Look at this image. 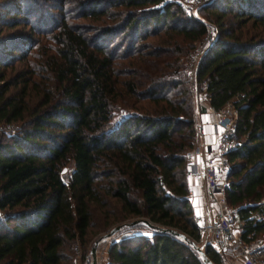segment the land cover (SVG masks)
Listing matches in <instances>:
<instances>
[{"label": "trees", "instance_id": "16d2710c", "mask_svg": "<svg viewBox=\"0 0 264 264\" xmlns=\"http://www.w3.org/2000/svg\"><path fill=\"white\" fill-rule=\"evenodd\" d=\"M31 1L10 0L7 6L20 14L22 2ZM92 1L79 15L101 22L95 40L62 18L39 69L25 67L6 80L0 71V124L20 123L0 135V264H72L74 255L85 261L90 207H104L109 199L119 214L107 212V225L143 218L198 241L186 178V155L197 145V131L182 58L205 36V24L185 17L173 1ZM232 2L240 24L251 20L264 28V0ZM149 25L150 35L162 36L155 45L135 47ZM235 32L223 30L227 39L214 40L191 83L204 84L214 110L228 101L237 109L227 135L236 142L228 153L225 193L249 242L264 230V40H243ZM117 34L129 37L120 55V45L106 44ZM0 44L10 57L23 52L3 38ZM5 54L3 67L12 59ZM33 91L39 99L29 107ZM69 159L73 168L65 181L61 168ZM115 234L120 237L109 243L104 264H205L188 242L143 223L110 237ZM203 249L214 264L224 260L209 245Z\"/></svg>", "mask_w": 264, "mask_h": 264}, {"label": "rangeland", "instance_id": "374dc122", "mask_svg": "<svg viewBox=\"0 0 264 264\" xmlns=\"http://www.w3.org/2000/svg\"><path fill=\"white\" fill-rule=\"evenodd\" d=\"M10 0H0V39L3 38V40L7 41L8 47H14L15 45L18 47H23V52L20 50L12 51L15 56L10 57L7 53V50H4L2 45L0 44V53L2 55H6L9 62L6 64H9L7 67H3L0 65V71L5 72V80L10 79L13 76L16 75V73L22 69H25V67L29 68H38L41 63V59L45 57V53L51 52V46L54 47V44L52 43L50 37L52 34L57 31L59 24L62 20V18L65 19L67 23H71L73 25L78 26L80 30H83L84 33L90 37L91 39L95 40V26H100L101 22L99 20H95V18L92 17H81L79 14L82 10L83 5H87L89 3H95L92 0H32L31 3L28 2H22V9L20 10V14H16L13 11L8 9L7 3ZM166 1H173L176 3L177 0H166ZM188 6V12L187 10L183 9V15L185 17L193 18L196 20H199L203 22L205 25H211L213 26L215 30L214 40L218 38L227 39L222 35V31L226 29L235 30V33H239L241 35V38L243 40L249 39L250 37L253 38V40H264V28L263 25L252 22L251 20H247L244 23H239L238 18L234 15L236 10V3L232 2V0L229 1V6L226 7L227 11L223 14L221 19L217 21V14H219L221 11L225 10V4L227 3L226 0H192L189 2ZM231 6V7H230ZM231 11H229V9ZM122 9V8H118ZM123 10H133L136 11L138 9H132V8H126ZM12 20L18 21V24L15 26H7L4 24L6 20ZM104 25V24H103ZM221 25V26H220ZM147 32L142 39H138L135 43L138 45L139 43H150L152 45H155L159 38L162 36L161 33L159 35H150L151 25L148 26ZM143 32L140 34L142 35ZM124 37V36H123ZM128 38L126 35L122 39V34H117L116 36H113L111 38V42L109 43L106 41V44L108 47H114V44L120 45L119 49L117 50L118 55H120L124 49L126 48ZM179 41L182 43V40L180 37H178ZM205 37H203L200 41L193 42V48H185L186 52L183 56V60L185 63H187V69L186 73L189 78H193L189 75L188 71L193 67V63L189 59V54L198 46H201L205 43ZM214 42V41H213ZM23 43V44H22ZM184 43H188L187 40L183 41ZM211 45V44H210ZM207 46V49L210 47ZM15 46V47H16ZM206 49V51H207ZM205 51V52H206ZM22 55V56H20ZM3 59H5L3 57ZM118 62L122 61L121 59H117ZM27 68V69H28ZM41 75V74H40ZM43 75L46 76V78L49 77L48 71L44 70ZM33 78L41 83H44V80L41 76H33ZM49 79V78H48ZM189 83V90H190V97L191 101L194 107V115H195V127H196V133H197V140L199 138V129L198 125L206 121L203 119L205 116L202 115L203 112H200V109L204 107L205 105V96H204V85L198 84L194 85ZM1 83V81H0ZM49 85L53 86L52 80L49 82ZM13 89V88H12ZM39 96L35 91L31 92V99H29V107H34L38 102ZM123 114L124 112L121 111ZM20 123L12 122L9 124H0V135L1 132L4 130L6 133L15 131L16 127H18ZM236 142L235 140L233 141ZM187 165V164H186ZM73 168V162L72 160H67L64 165L61 168V176L66 181L68 179V176L70 175ZM187 170V167H186ZM186 174V178H187ZM188 183V182H187ZM188 187V184H187ZM264 198V189H263V195L261 199ZM260 199V200H261ZM91 211V224L88 227L87 230V238L88 242L86 244V248L91 250V247L94 243V241L108 232L113 226L121 224V223H129L135 218H127L125 220H122L118 223H113L110 225L106 224V217L109 216L108 213H116L119 214V208L118 204L113 200L109 199L108 203L104 207H98L95 204H92L90 207ZM108 212V213H107ZM106 214V215H105ZM2 215V212L1 214ZM111 218V216H109ZM238 220L235 218V226L238 227L237 224ZM264 236V230H262L257 237H263ZM120 237L119 234H115L113 237H108L102 241H100L97 244L96 247V263L103 264L106 260L98 261V256L101 253L107 252V248L109 243L112 241V239ZM67 253H70L68 250H66ZM79 252V251H78ZM87 251L86 253V259H91V254ZM72 264H85L84 261H81L78 259V256L74 255L72 257ZM231 264H239V263H233Z\"/></svg>", "mask_w": 264, "mask_h": 264}, {"label": "built area", "instance_id": "2783aa9c", "mask_svg": "<svg viewBox=\"0 0 264 264\" xmlns=\"http://www.w3.org/2000/svg\"><path fill=\"white\" fill-rule=\"evenodd\" d=\"M190 1L192 0H177L176 3L188 12ZM205 28V43L189 54L193 67L188 73L192 77L207 46L214 41L213 26L205 25ZM210 109L215 111V116L210 121L212 140L197 144L186 155V174L202 183L206 205L210 212L208 216L192 214L199 234L196 243L201 247L209 245L222 255L224 260L220 264H231L228 258H240L241 264H264V236L256 237L249 242L243 241L240 228L235 226L234 208L226 200V174L230 167L228 153L235 147V143L227 139V135L235 128L237 109L231 101L226 102L219 110L211 107ZM260 203L263 204V210L259 213V218H263L264 198ZM84 263L91 264V259H85Z\"/></svg>", "mask_w": 264, "mask_h": 264}, {"label": "crops", "instance_id": "0c3cea01", "mask_svg": "<svg viewBox=\"0 0 264 264\" xmlns=\"http://www.w3.org/2000/svg\"><path fill=\"white\" fill-rule=\"evenodd\" d=\"M204 96H205V91H204ZM206 100V97H205ZM205 110L202 113L203 116H205L206 121L201 123V125H198V129L200 131L199 133V138L197 140V144H201L202 142H208L212 140V132H211V127H210V121L214 118L215 116V111L210 109V106L207 103V100L205 101ZM187 184H188V199L192 208L193 213L200 214V215H210V212L207 208L206 205V199L202 187V183L199 181H196L190 177H187ZM260 202V201H259ZM238 224V223H237ZM107 254L101 253L98 256V261L102 260V263L104 262L103 260H106ZM228 261L231 263H242V260L240 258H228ZM97 264V263H96ZM99 264V263H98ZM104 264V263H103Z\"/></svg>", "mask_w": 264, "mask_h": 264}, {"label": "water", "instance_id": "95a60500", "mask_svg": "<svg viewBox=\"0 0 264 264\" xmlns=\"http://www.w3.org/2000/svg\"><path fill=\"white\" fill-rule=\"evenodd\" d=\"M137 223H143L147 226H150V227H153L154 229H159L161 231H166V232H169L171 233L172 235H175L177 236L178 238L188 242L199 254V256L201 257V259L203 260V262L205 264H214L206 255L205 253V250L203 249V247H201L199 244H197L195 241L193 240H190L184 233L180 232V231H177L173 228H169V227H161V226H157V225H154L153 223H151L149 220L147 219H135L129 223H121V224H118V225H115L113 226L108 232H106L105 234H103L102 236L98 237L92 247H91V250H90V254H91V264H96V247H97V244L112 236L115 232H117L119 229H121L122 227L124 226H129V225H134V224H137Z\"/></svg>", "mask_w": 264, "mask_h": 264}, {"label": "snow or ice", "instance_id": "6c2138e0", "mask_svg": "<svg viewBox=\"0 0 264 264\" xmlns=\"http://www.w3.org/2000/svg\"><path fill=\"white\" fill-rule=\"evenodd\" d=\"M205 119H207V118H205Z\"/></svg>", "mask_w": 264, "mask_h": 264}]
</instances>
